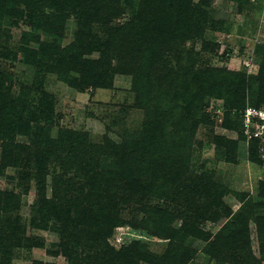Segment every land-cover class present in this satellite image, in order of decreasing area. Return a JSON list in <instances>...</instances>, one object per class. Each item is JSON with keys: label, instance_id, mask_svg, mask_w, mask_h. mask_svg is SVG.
Segmentation results:
<instances>
[{"label": "rangeland", "instance_id": "rangeland-1", "mask_svg": "<svg viewBox=\"0 0 264 264\" xmlns=\"http://www.w3.org/2000/svg\"><path fill=\"white\" fill-rule=\"evenodd\" d=\"M15 1L18 2H15L16 5L11 0H0V16L3 17L6 9L25 7L21 0ZM114 1L116 2L104 0V3L110 7L115 5L117 17H110L107 13L110 10H106L100 19L101 22H106L107 27L102 26V23H93V35L98 37L101 44L107 40L108 29L116 31L124 26L138 15L143 1L153 0ZM203 1L206 0H192L193 6L202 5L206 14L205 22L192 35L180 37L183 42L181 46L192 56L195 55L196 69H221L226 72L224 75L228 81L232 80V76L240 74L246 81L247 90L243 102L246 110L256 105L257 95H264V72L260 74V70L264 69V0H211L208 6ZM172 3V0L169 1V5ZM6 12V15H15L10 21L0 17V22L4 24L1 28L3 41L0 42V123L4 117L8 122H17L16 119H10L9 112L19 110L18 102L26 100L28 96L26 87L35 82L34 66L24 63V47L20 43L22 33L30 31V28L26 26L25 20H18L22 13ZM54 14L55 11L46 7L36 10L31 16L43 20ZM4 21L11 26L5 25ZM53 27L61 34V39L57 41L61 49L76 42L78 25L74 18L62 22L51 21L45 29L49 31ZM32 33L40 35V40L44 42L50 43L53 40L42 29H33ZM161 52L156 50L157 61L161 60ZM90 57L99 58L93 54ZM112 64L116 66L117 61L113 59ZM171 66H175L173 60ZM132 70L115 74L112 78L113 87L107 90L85 88L80 91L79 87L82 85L78 80L79 75L74 87L56 73L41 74L40 85L53 109L50 119H41L42 127L50 131V138L54 142L67 132L87 134V141L94 148L102 145L105 140L122 145L133 135L136 137L141 130L145 113L138 106L140 98L135 88L145 91L147 85L142 83L140 71ZM159 85L157 81L155 89ZM163 87L162 90H166L169 86ZM206 104L204 112L209 115V120L203 122L195 116L191 118L198 127L191 144L185 149L187 164L169 195L161 198L147 196L142 199L144 186L135 183L137 185H133L131 198L126 205L120 201L121 197H116L108 207L96 205L94 214L98 221L112 218L118 224L101 238L100 233L92 230L73 239L78 254L74 264H220L218 259H211L204 253L203 248L207 244L204 241L190 237H178L174 240L160 237L156 235L158 227L151 223L143 228L134 226L141 225L146 220L149 208L160 207L173 214L174 230H179L184 223L192 220L196 221L197 227L202 231L215 234L247 201L255 206L264 203V197L259 191V184L264 183V138L247 137L240 112L236 113L225 106L222 99L210 98ZM259 107L257 110L264 112V104ZM26 110L32 119L33 108L28 107ZM27 111L22 114L23 119L27 118ZM250 122L252 123V119ZM15 129L17 134L13 143L16 147H4V141L0 139V231L3 230L6 234L14 232L9 245L12 246L11 264H70L63 254L62 229L66 224L76 226L82 222V218L72 211L73 219L63 217V223L56 222L53 218L32 223L37 217L38 182L46 180V200L57 197L55 192L65 194L60 198L63 202L71 198L76 200L79 194L84 198L88 196L95 174L110 169L114 162L112 153L111 156H103L100 151L91 149L83 159L79 154H69L68 148L73 142L68 140L62 147L53 149L48 160H43L38 155L37 145L20 133V127ZM171 131V126L167 127L166 134ZM249 131L256 129L250 128ZM262 134L258 136L261 137ZM231 143H235V148ZM251 148H255V158L258 161L250 158ZM43 153L46 154L44 151ZM142 160L146 161L144 157ZM39 164L44 167L40 169ZM142 167L145 168L144 164ZM209 181L225 186L228 191L222 197V209H219V213H211L206 219L198 220V215L193 210H188L187 196L194 186ZM7 199H12V208L9 207L11 211L3 212ZM225 208L230 211L227 218L222 215ZM249 212L251 209H247V213L250 218L252 249L259 258L257 223L253 221V217L254 214L259 216L262 208L258 206L252 209V213ZM69 242L72 243V239ZM191 250L195 252L189 257ZM226 260L223 264H234Z\"/></svg>", "mask_w": 264, "mask_h": 264}, {"label": "trees", "instance_id": "trees-1", "mask_svg": "<svg viewBox=\"0 0 264 264\" xmlns=\"http://www.w3.org/2000/svg\"><path fill=\"white\" fill-rule=\"evenodd\" d=\"M169 1L171 0L143 1L137 12L138 15L116 31L108 29L107 40L102 44L98 37L93 35V23H102V26L107 27L106 22L103 23L100 19L106 10H110L107 12L110 17L118 15L115 5L107 6L104 0H21L25 7L6 9L14 13L19 12V15L22 13L18 20H25L26 26L30 28V31L22 33L20 43L24 47V63L34 66L35 82L26 87L28 96L26 100L18 102L19 110L9 112L10 119H16L17 122L15 120L8 122L6 117L1 119L0 139L4 141L3 146L10 149L16 147L13 143L17 134L15 128L20 127V133L22 132L37 145L40 150L38 155L43 160H48L53 154V149L62 147L68 140L73 142L69 145V154L73 152L84 159L91 149H96V152L100 151L103 156H111L110 153H112L114 158L109 170L95 174L91 189L87 188L88 196L84 198L79 194L76 200L71 198L63 202L60 198H63L65 194L55 192L57 197L46 200L44 197L46 180L38 182L37 217L32 223H37L38 220L45 222L49 218L63 223V217L73 219L72 211L82 218V222L76 226L66 224L63 229L61 228V235L64 238L63 254L70 264L76 263L78 258L73 239L92 230L100 233L101 238L107 235L105 232L110 233L111 228L118 224L112 218L98 221L94 214L96 205L108 207L116 197H121L120 201L126 205L131 198L133 185H137L135 183L144 186L142 199L147 196L161 198L169 195L187 164L188 157L185 155V149L191 144L192 136L198 127L191 118L195 116L203 122L209 120V115L204 112L207 100L222 99L225 106L236 113L240 112L241 118L243 116L245 110L243 102L247 90L243 77L237 74L228 81L224 75L226 72L221 69L212 67L196 69L195 55L192 56L181 46L183 42L180 37L192 35L200 25L204 24L206 14L202 5L193 6L192 0H172V5H169ZM15 2L18 3L11 0V3L16 5ZM203 2H206L205 6H208L211 0ZM46 7L55 11L52 17L47 16L40 20L36 19V16H31L36 10ZM6 10L3 17H0L10 21L15 14L6 15ZM70 18H74L78 25L75 34L76 42L61 49L60 44L57 43L61 39V34L57 33L59 30L53 27L47 31L45 28L51 21L62 22ZM4 22L5 25L11 26ZM3 26L4 24L0 22V42L3 41L1 32ZM33 29H42L44 33L51 36L52 42L40 40V35L32 33ZM158 49L162 52L159 58L161 60L157 61L156 50ZM92 54L99 58L90 57ZM113 59L117 61L116 66L112 64ZM172 60L175 66H171ZM132 69L140 71L141 81L147 85L145 91L135 88L140 98L138 106L143 108L145 113L139 137V134L136 137L133 135L122 145L105 140L102 145H97L95 148L88 143L87 134L84 133L67 132L56 142L50 138V131L41 125L42 118L50 119L53 114L52 104L44 95L40 85L41 74L56 73L74 87L76 86L74 82L79 75L78 80L82 85L79 87L80 91L85 88L107 90L112 89V78L115 74L128 73L133 71ZM263 72L264 69H261L260 74ZM157 81L160 85L155 89ZM163 86L169 87L162 90ZM250 94L252 96V93ZM256 99H258L256 105L250 107L260 109L259 106L264 104L263 93L257 95ZM28 107L33 108L32 119L26 110ZM26 111L27 118L23 119L22 114ZM169 126L172 131L166 134ZM231 144L235 148V143ZM251 150L250 158L258 161L255 158L257 156L255 148ZM143 157L146 161L142 160ZM143 164L145 168L142 167ZM43 167L39 164L40 169ZM143 176L146 177L141 179ZM259 186V191L264 197V183ZM227 191L225 186L210 181L196 185L187 196L188 210H193L194 214L198 215V220L206 219L211 213H219V209H222V197ZM11 201L12 199H7L3 212L11 211L9 209V207L12 208ZM258 206L262 208V212L259 216L254 214L253 221L257 223L256 242L259 258L254 255L252 249L250 218L247 213V209H251L249 213H252V209ZM229 212L225 208L222 215L227 218ZM146 215L147 218L141 225L134 226L143 228L151 223L158 227L156 235L160 237L173 240L178 237H181L180 239L190 237L204 241L205 244L207 243L203 248L204 253L211 259H218L220 264L227 261L226 259L234 264L264 262V203L255 206L247 201L245 206L243 204L215 234L202 231L197 227L196 221L192 220L184 223L179 230H174L172 228L175 219L173 214L160 207L149 208ZM13 234L12 231L9 234L3 230L0 231V264H11L12 246L9 245ZM70 239L72 243L69 242ZM2 242L5 244L2 245ZM178 250L180 251L179 248ZM194 252L191 250L188 256L190 257Z\"/></svg>", "mask_w": 264, "mask_h": 264}, {"label": "built area", "instance_id": "built-area-1", "mask_svg": "<svg viewBox=\"0 0 264 264\" xmlns=\"http://www.w3.org/2000/svg\"><path fill=\"white\" fill-rule=\"evenodd\" d=\"M242 118L244 122V134L247 137L264 138V112L249 107L244 111ZM251 119L252 123L250 122ZM250 128H255L256 131L251 132L249 131ZM257 129L260 131L258 132ZM260 133H263L261 137L258 136Z\"/></svg>", "mask_w": 264, "mask_h": 264}]
</instances>
